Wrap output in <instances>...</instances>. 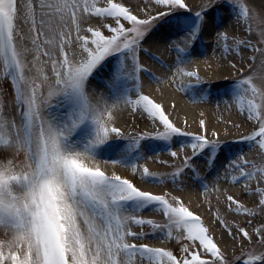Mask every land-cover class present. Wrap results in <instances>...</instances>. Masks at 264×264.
I'll list each match as a JSON object with an SVG mask.
<instances>
[{
    "label": "snow or ice",
    "instance_id": "snow-or-ice-1",
    "mask_svg": "<svg viewBox=\"0 0 264 264\" xmlns=\"http://www.w3.org/2000/svg\"><path fill=\"white\" fill-rule=\"evenodd\" d=\"M146 79L229 119L179 126ZM125 110L150 130L117 127ZM101 156L159 190L102 170ZM188 189L215 196L219 236ZM0 264H264V12L244 0H0Z\"/></svg>",
    "mask_w": 264,
    "mask_h": 264
},
{
    "label": "bare ground",
    "instance_id": "bare-ground-1",
    "mask_svg": "<svg viewBox=\"0 0 264 264\" xmlns=\"http://www.w3.org/2000/svg\"><path fill=\"white\" fill-rule=\"evenodd\" d=\"M155 55L160 56L162 59L165 61L169 60V53L166 50V46L164 45H158L154 44L152 48L150 49ZM209 60H211V52L210 50L208 51V57ZM203 57L199 58L200 62V69H201V75L205 76H212L214 69L209 68L207 65L203 63ZM146 64L150 66L153 70L154 73L157 75H160L164 73V69L160 67V65L156 64L154 61L149 60L148 58H145ZM252 66L245 63L244 65V72L245 74H249L250 72H257L259 71L258 66ZM166 74V73H164ZM230 75L234 73H229ZM212 82L216 83H223L220 81H217L215 78H213ZM145 93L150 95L152 98L156 99L157 102L163 103L165 106L166 110L169 112L173 113L174 119L177 122L179 126H183V121L187 119L189 125H190V130H197V123L199 119L204 118L207 120L210 124V126L215 125L218 128H223L224 124L221 123L223 120H228L229 119V114L228 111L224 108L223 105H221L219 108L216 107V105L213 104H199V103H192L188 96L184 95L183 93L177 92L173 89V84L171 80H169L166 83H161V84H155V83H150L145 80ZM97 94H91V99L92 102L95 103L97 101ZM226 99V97H223ZM171 105H175V109L171 107ZM201 113H203V117L201 116ZM233 115L231 119L235 120L237 119ZM133 120L132 114L129 113L127 110H125L123 113L118 114V119H117V127H121L125 131H129L132 126H133ZM167 159L168 157H163ZM98 160L101 162V168L102 170H106L108 173L112 174H119L123 178H128L132 179L133 175L130 173L128 169H122L120 167L113 168L111 164H104L103 163V157H99ZM142 163H146L147 166L152 170V171H168L163 167L162 165L159 164L158 166V161H144ZM161 167V168H160ZM132 175V176H131ZM139 187L143 188L140 184H137ZM153 184H149L147 186V190L151 191H158L159 189L157 186ZM144 189V188H143ZM233 192H235L232 189ZM239 191V190H237ZM184 198L187 200L188 203H190L192 210L194 212H197V202L200 200L201 195H198L196 193H191L188 192L187 196H184Z\"/></svg>",
    "mask_w": 264,
    "mask_h": 264
},
{
    "label": "rangeland",
    "instance_id": "rangeland-1",
    "mask_svg": "<svg viewBox=\"0 0 264 264\" xmlns=\"http://www.w3.org/2000/svg\"><path fill=\"white\" fill-rule=\"evenodd\" d=\"M123 2H125L127 4V3H129V0H123ZM194 2H198V0H194ZM244 2L249 5L251 14L259 15L262 12H264V0H244ZM253 27L255 28V24H253ZM154 44L155 43H150L149 45H146V47H149L151 49ZM29 59L31 60V57H29ZM34 71L35 70L33 69V72ZM212 83H215V82H212ZM3 87L8 90V92H9L8 99L11 100L12 89H11L10 83L5 82L3 84ZM132 118H133V120H131V122L133 121L134 123H133L132 128L128 132H132V131L138 132L141 130H150V124L147 120L143 119L142 117H140L138 115H132ZM249 155L251 156L252 154L249 153ZM158 166H159V163H158ZM122 169H125V168H122ZM165 169H167V168H165ZM167 170H169V169H167ZM132 180L134 183L140 184L145 190H147V186L150 184V183H141L140 180L138 179V177H136V176H133ZM233 190L235 192H238L237 191L238 189H236V188H233ZM188 192L201 195L200 200L197 202V212L196 213L198 215H200L205 220V223L208 224L210 227H212L214 233L217 236H219L222 229H220L218 227V225L215 224V221H214L215 211H216V207H217V201H216L215 196L211 197L212 204L210 206L204 200L203 194L199 189H188L185 193L180 194V195H182L183 197L187 196ZM177 194H179V193H177ZM185 202L188 203L186 199H185ZM219 207H220V211L225 216H228L229 219H232L231 215L224 210L222 205H220ZM145 215L151 216V218L160 219V217L155 215L154 213H145ZM239 219L241 220V222H243V218H239ZM225 239H227V237H225ZM157 244H158V246H162V245H160L159 241H157ZM229 254H230V251H229Z\"/></svg>",
    "mask_w": 264,
    "mask_h": 264
}]
</instances>
